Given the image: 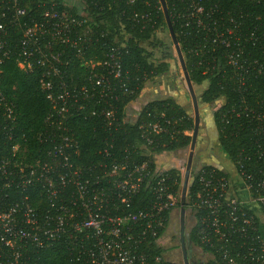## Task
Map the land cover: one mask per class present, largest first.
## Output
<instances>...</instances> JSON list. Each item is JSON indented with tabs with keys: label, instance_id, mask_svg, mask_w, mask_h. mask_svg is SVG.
<instances>
[{
	"label": "built area",
	"instance_id": "built-area-1",
	"mask_svg": "<svg viewBox=\"0 0 264 264\" xmlns=\"http://www.w3.org/2000/svg\"><path fill=\"white\" fill-rule=\"evenodd\" d=\"M25 15L18 0H0V63L14 54L21 58L17 61L21 69L29 71L33 64L41 68V88L50 103L45 116L49 127L37 133L38 142L47 144L42 152L45 159L27 157V139L16 130L13 104L0 92V264H37L40 252L54 245L66 249L72 264L177 263L163 252L150 261L145 249L153 241L162 248L164 232L159 235L160 230L180 206L181 191L173 188L166 169L154 161L151 168L152 150L146 147L152 142L148 135H157L163 128L150 124L149 131L141 134L145 142L139 146L147 158L131 161L128 154L113 155L110 130L120 121L113 100L120 92H130L128 70L113 59L112 52L103 61L90 62L86 82L68 86L56 65L59 54L50 50L48 40L41 41L46 32H52L51 39L68 42L69 27L75 20L68 19L64 11H44L41 21L22 23ZM177 19L182 35L187 28L201 30L200 47L205 52L208 42L222 46L228 65L222 76L240 93L222 109V124L241 121L255 138L233 158L224 155L222 169L211 165L198 170L193 177L196 189L186 191L184 207L191 212L196 237L208 249L213 264H264V101L244 94L252 87L250 80L264 72V53L261 59L250 58L245 50L246 44L257 41L256 27L247 32L245 22L233 16L222 15L221 22V16L197 0H190ZM22 24L14 39L9 29ZM189 50L199 55L197 49ZM91 105L88 112L99 118L109 140L100 150L102 158L74 162L71 158L78 152V141L66 124L69 110L80 112ZM123 121L129 118L124 116ZM7 146L9 151L2 152ZM35 185L44 190L47 206L42 209L32 206L24 194L25 188ZM148 186V204L130 211L137 194ZM9 187H14L16 199L4 204Z\"/></svg>",
	"mask_w": 264,
	"mask_h": 264
},
{
	"label": "trees",
	"instance_id": "trees-1",
	"mask_svg": "<svg viewBox=\"0 0 264 264\" xmlns=\"http://www.w3.org/2000/svg\"><path fill=\"white\" fill-rule=\"evenodd\" d=\"M165 1L178 43L184 53L185 65L194 90L202 83H206L199 95L202 109H205L207 112L204 113L210 117L211 126L206 128V131L220 154L233 158L239 148L248 146L255 138L250 137L249 129L241 121L222 124V109L240 96L237 90L232 89L233 86L226 84L227 79L222 76V70H228L223 56L224 50L221 45L208 42L209 51L205 52L200 47L202 43V36H199L200 29L187 28L184 30L185 34L180 33V21L177 15L184 13L190 0ZM197 1L206 10L211 7L217 17L221 16V22L222 15L233 16L245 22L244 28L247 32L256 27L257 41L246 44L245 50L246 53L251 54L250 58L261 59V54L264 53V0ZM18 4L26 10L22 23H30L31 19L41 21L44 11L56 13L64 11L68 19L75 20V23L70 24L68 31L69 41H75V46L70 45L69 41L60 42L56 38L51 39L52 32H46L43 35L44 40L41 41L44 44L48 40L50 50L59 54V62L56 65L60 68L62 79L68 86L86 82L90 62L103 61L112 52H114L113 59L119 61L122 69L128 70L127 84L130 92L123 94L120 92L118 98L113 100L116 105V116L120 118L118 127L110 130V137L115 142L114 156L119 158L128 154L132 157L131 161L135 158H147L143 153L144 149L139 146L145 142L141 134L146 130L149 131L147 126L154 123L159 124L163 130L157 135H148L152 142L146 147L152 150V153L165 151L172 154L189 145L191 136L184 131L192 130L193 113L187 108L189 94L179 83H175V95L169 92L164 98L149 100L139 108L134 119L129 118V121L121 122V118L127 116L126 106L138 98L147 80L175 69L174 63L169 66L166 62L159 64L152 62L150 60L152 53L141 45L144 41L153 40L156 30L165 23L158 0H18ZM22 28L23 24L10 28L9 32L15 39V34L19 35ZM11 44L13 45L12 42ZM189 49H197L199 55L191 53ZM167 57L175 62L171 54ZM19 59L21 58L12 54L3 58L0 63L2 69L0 92L13 104L16 113V130L18 133H24L23 136L27 139V144L24 142L28 150L26 156L32 159L37 157L45 159L42 152L47 144L38 142L37 133L48 130L49 125L45 121V116L50 103L46 92L41 88V68L33 64L29 71L21 69L17 66ZM204 69L207 70L206 73H202ZM250 81L252 87L244 94L248 96L251 93L252 96H248L249 98H255L258 102L264 101V72ZM92 108L91 105L80 112L73 108L69 110L66 124L78 141V152L71 158L74 162L84 161L90 157L102 158L103 154L100 150L104 141L109 140L107 138L109 132L101 125L99 118L88 112ZM94 108L99 107L95 105ZM18 138L22 141V136ZM8 151L9 146L2 148V152ZM210 166L208 163L204 167ZM154 167L152 161L151 168ZM166 170L173 188L181 191L182 170L175 167ZM195 189V182L192 180L188 188L189 193H193ZM6 192L10 195L4 199V204L16 197L14 187H9ZM150 192L149 186L141 190L129 210L136 212L146 206L151 199ZM24 194L28 196L32 206L39 209L47 206L44 190L40 185L25 188ZM165 229L162 228L159 235ZM190 240L208 253V249L199 244L194 225L190 229ZM145 249L149 253L150 261H153L155 255L163 252L154 241L147 243ZM37 264H72V261L66 249L54 245L40 252ZM207 264H213V260L210 259Z\"/></svg>",
	"mask_w": 264,
	"mask_h": 264
},
{
	"label": "rangeland",
	"instance_id": "rangeland-1",
	"mask_svg": "<svg viewBox=\"0 0 264 264\" xmlns=\"http://www.w3.org/2000/svg\"><path fill=\"white\" fill-rule=\"evenodd\" d=\"M141 45L152 53L150 60L154 62L155 64H159L161 62H166L169 66H171L172 63L175 64V69H172L171 71L166 72L163 75L154 76L153 78L147 80L144 83V87L141 90L138 98L135 101H132L130 104L126 106V113L127 117L130 119H134V117L137 114V111L139 108H141L142 105H144L149 100L155 99V98H164L168 96L169 92L176 94L174 91V83H179L182 85V87L185 88L184 85V79L181 73V69L179 67L178 61L175 56V51L167 30V27L165 23L159 27L155 32V38L153 40L144 41L141 43ZM168 54H171V56L174 58L175 62L171 61V58L167 57ZM183 57L184 53L182 52ZM20 65H24L22 62ZM206 83H202L199 88L195 89V95L199 104V95L201 91L205 88ZM176 85V84H175ZM179 92V91H178ZM187 108L192 112V106L190 102V98L188 97L187 101ZM193 113V112H192ZM206 113H204L203 119L208 120ZM200 127L204 128V120H200ZM202 128V129H203ZM191 131H184L185 134L191 136ZM213 144V143H212ZM212 148V147H210ZM189 151V145L185 147L184 149H180L179 151L172 153V155H169L171 153L161 152V153H151V161H154L158 163H162L160 165L163 169H168L170 167L180 168L182 170V174L184 173L185 168V160L187 157ZM217 151V152H216ZM216 151H213L212 149L209 150L210 154L214 155L219 151L217 148ZM175 154L182 157L180 160L177 159L175 161L174 157ZM167 155V158L165 156ZM224 156V154H222ZM150 156V154H149ZM173 159L174 162L166 163V160ZM158 163V164H159ZM222 163H226L224 159H222ZM171 164V165H170ZM180 214H179V207L174 209L171 213V216L168 220L166 229L160 239V245L162 246L163 253L165 258H167L170 261L177 262V263H183L180 249L177 246V238L179 235V220ZM264 219H262L263 221ZM194 223V218L191 215L190 211H187L185 209V215L183 220V234L189 235V230L191 226ZM261 225L264 227V223H261ZM199 257V256H198ZM203 258V257H201ZM211 256L208 254V257L206 256V259H210Z\"/></svg>",
	"mask_w": 264,
	"mask_h": 264
},
{
	"label": "flooded vegetation",
	"instance_id": "flooded-vegetation-1",
	"mask_svg": "<svg viewBox=\"0 0 264 264\" xmlns=\"http://www.w3.org/2000/svg\"><path fill=\"white\" fill-rule=\"evenodd\" d=\"M175 88H176V85L174 83V89ZM198 108H199L198 109L199 110V127H198L197 137L195 140L194 148L192 150V157H191V169H192L191 170V176H192V178L195 177L196 172L198 170H200L202 167H204L205 164L209 163L210 165H213L214 162H217V161L222 162V159H225V157L220 153L219 154L216 153L214 155V152H213V154H210V152H209L210 149H212L213 151H216V149L218 147L216 145L212 144L214 142L209 137V135L206 131V128L208 129V127L210 128V126H211L210 121H209L210 117L207 115L208 120L203 119L202 116H204V112H207V111L205 109H202V105L200 104V101L198 104ZM200 120H201V122H202V120H204V128L200 127ZM210 147H212V148H210ZM189 152H190V149H189L188 153ZM169 155H172V154H169ZM175 155H176L174 157L175 161L177 159L180 160L182 158L177 154H175ZM165 158H167V155L165 156ZM187 158H188V154H187L185 163L187 161ZM171 162H174V160L173 159L166 160V163H171ZM184 215H185V212H184ZM179 220H180V218H179ZM193 225H194V223H193ZM192 226H191V228H192ZM183 240H184L186 256H187L189 264H207L208 263V261L211 258L206 259V256L208 257V253L206 251H204L201 247L194 244L190 240V230H189V235L183 234ZM177 242H178L177 246L180 249V254H181V258H182L180 222H179V235L177 238ZM201 257H203V258H201Z\"/></svg>",
	"mask_w": 264,
	"mask_h": 264
},
{
	"label": "water",
	"instance_id": "water-1",
	"mask_svg": "<svg viewBox=\"0 0 264 264\" xmlns=\"http://www.w3.org/2000/svg\"><path fill=\"white\" fill-rule=\"evenodd\" d=\"M165 25L167 27L174 51H175V56L178 61L179 67L181 69V73L184 79V85L185 88L189 94L191 106H192V111H193V128L191 131V139H190V144H189V149L190 152L188 153V158L185 163V168H184V173H183V180H182V185H181V194H180V206H179V214H180V234H181V248H182V261L183 264H189L187 256H186V250H185V245H184V240H183V220H184V212H185V207H184V198L186 191L191 185V182L193 180L191 176V157H192V150L194 148L195 140L197 137V132H198V127H199V108H198V101L195 95V91L192 85V82L189 78V74L185 65L184 57L182 54V50L180 48V45L178 43L177 36L175 34L172 21L170 19L166 1L165 0H158Z\"/></svg>",
	"mask_w": 264,
	"mask_h": 264
},
{
	"label": "crops",
	"instance_id": "crops-1",
	"mask_svg": "<svg viewBox=\"0 0 264 264\" xmlns=\"http://www.w3.org/2000/svg\"><path fill=\"white\" fill-rule=\"evenodd\" d=\"M217 152V151H216ZM220 152H218V154H219ZM156 163H157V161H156ZM158 163H159V161H158ZM157 163V164H158ZM159 165H162V163H159ZM214 166H217L218 168H220V169H222V162H214V164H213Z\"/></svg>",
	"mask_w": 264,
	"mask_h": 264
}]
</instances>
